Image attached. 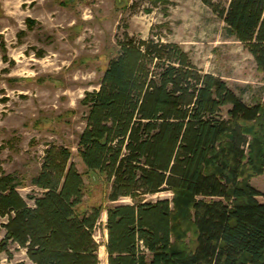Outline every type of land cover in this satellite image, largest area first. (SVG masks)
I'll list each match as a JSON object with an SVG mask.
<instances>
[{
    "label": "trees",
    "instance_id": "16d2710c",
    "mask_svg": "<svg viewBox=\"0 0 264 264\" xmlns=\"http://www.w3.org/2000/svg\"><path fill=\"white\" fill-rule=\"evenodd\" d=\"M264 73V0H201ZM118 50L88 105L77 152L110 182L107 264H264V105H248L175 42L115 34ZM65 146L49 144L35 189L0 168V251L31 264H99L94 229L102 208L84 209L81 173ZM168 190L172 199L145 201ZM129 199V202H120Z\"/></svg>",
    "mask_w": 264,
    "mask_h": 264
},
{
    "label": "rangeland",
    "instance_id": "374dc122",
    "mask_svg": "<svg viewBox=\"0 0 264 264\" xmlns=\"http://www.w3.org/2000/svg\"><path fill=\"white\" fill-rule=\"evenodd\" d=\"M226 1V0H222ZM178 43L205 73L221 77L243 102L264 105V73L224 21L201 0H0V168L19 180L27 198L49 144L65 146L82 175V207L102 208L94 229L106 240L105 209L110 182L88 171L77 142L85 126V94L97 90L105 67L118 50L115 34ZM248 182L264 193V172ZM164 190L145 201L172 199ZM264 201V196H258ZM122 199L120 202H129ZM0 217V241L4 229ZM0 251V264H31L11 244ZM99 264H105L99 259Z\"/></svg>",
    "mask_w": 264,
    "mask_h": 264
},
{
    "label": "bare ground",
    "instance_id": "6f19581e",
    "mask_svg": "<svg viewBox=\"0 0 264 264\" xmlns=\"http://www.w3.org/2000/svg\"><path fill=\"white\" fill-rule=\"evenodd\" d=\"M98 257H99V259H104L105 264H106L105 247H104L103 244H100L99 245V248H98Z\"/></svg>",
    "mask_w": 264,
    "mask_h": 264
},
{
    "label": "crops",
    "instance_id": "0c3cea01",
    "mask_svg": "<svg viewBox=\"0 0 264 264\" xmlns=\"http://www.w3.org/2000/svg\"><path fill=\"white\" fill-rule=\"evenodd\" d=\"M258 200V199H257ZM260 201V200H258ZM262 202V201H261ZM105 218H106V213H105ZM106 220V219H105ZM106 239H107V232H106ZM104 245V244H103ZM106 254V253H105ZM106 264H107V255H106Z\"/></svg>",
    "mask_w": 264,
    "mask_h": 264
}]
</instances>
